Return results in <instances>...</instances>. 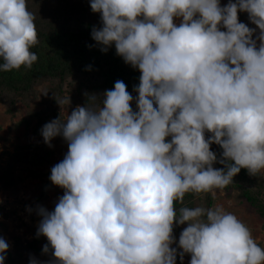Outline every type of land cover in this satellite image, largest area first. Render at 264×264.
Here are the masks:
<instances>
[{
    "label": "clouds",
    "instance_id": "9594fccd",
    "mask_svg": "<svg viewBox=\"0 0 264 264\" xmlns=\"http://www.w3.org/2000/svg\"><path fill=\"white\" fill-rule=\"evenodd\" d=\"M90 7L100 14L91 32L100 50L114 46L141 73L138 110L118 80L102 100L90 95L87 106L42 127L49 147L56 137L68 146L49 177L64 194L52 211L36 210L37 237L49 242L43 253L50 245L58 264H177V257L184 264L185 254L188 264H264V248L233 213L176 207L188 193L214 199L242 168L264 172V0L223 7L219 0H90ZM38 42L27 0H0V71L30 69ZM55 99L62 111L71 104ZM185 223L173 247V226ZM7 250L0 238V264Z\"/></svg>",
    "mask_w": 264,
    "mask_h": 264
},
{
    "label": "trees",
    "instance_id": "16d2710c",
    "mask_svg": "<svg viewBox=\"0 0 264 264\" xmlns=\"http://www.w3.org/2000/svg\"><path fill=\"white\" fill-rule=\"evenodd\" d=\"M219 2L221 7L228 3L223 0ZM27 4L35 17L39 42L31 50L37 54L38 59L30 69L22 66L18 70L0 71V103L5 105L9 115L14 116L18 103L30 106L38 98L37 87L42 84H46L48 99L41 101V109H30L16 123L18 127L29 128L35 123V132L40 133L42 127L53 119L60 116L65 119L55 95L60 99L69 97L72 104L70 109L87 106L90 95L94 94L98 100H102L103 93L112 89L118 80L126 85V90L133 96L130 105L133 111L138 110L135 103L138 93L133 89L139 85L141 73L126 64L116 54L114 46L107 52H102L92 39V28L101 27V20L100 14L91 10L90 0H27ZM209 135L211 133L206 138ZM170 139L171 137H167L166 141ZM210 150L220 157L222 149L218 145H210ZM51 155L52 151L45 143L18 146L10 154L7 165L0 164V188H6L10 183L15 184L14 174L18 164L28 162L40 166L49 163ZM213 167L223 168L224 165L216 163ZM32 175L50 176L51 171L45 174L32 172ZM52 186L54 184L51 180H46L42 185V196ZM224 190L228 193L238 191L242 200L263 220L264 230V174L250 176L248 170L242 168ZM202 194L205 203L203 207H212L214 199L211 194L188 193L183 205H176L177 209L182 206L195 207L196 198ZM24 225L28 226L27 223ZM173 228L179 230L180 225L174 224ZM31 229L32 239H24L19 235L13 238V248L7 250L4 264H29L33 257L41 264H58L52 256L50 245L47 254L42 251L43 246L49 243L47 238L43 235L37 237V229Z\"/></svg>",
    "mask_w": 264,
    "mask_h": 264
},
{
    "label": "rangeland",
    "instance_id": "374dc122",
    "mask_svg": "<svg viewBox=\"0 0 264 264\" xmlns=\"http://www.w3.org/2000/svg\"><path fill=\"white\" fill-rule=\"evenodd\" d=\"M223 2L227 3L229 0H223ZM180 19L174 17V23L179 24ZM238 20L245 23L249 28H255V35L259 34L257 26L250 22L248 13L238 11ZM221 29L222 31H226L223 27ZM258 44L259 41H257V46ZM37 90L38 98L30 106H26L23 102L18 103L14 116L9 115L5 105L0 103L1 165H7L10 154L14 153L18 146L44 143L41 132H35V123L29 128L25 126L18 127L16 125L30 109H41L43 107L41 101L48 99L46 84L38 86ZM71 105L65 104L63 111L59 106V110L65 119L72 110L70 109ZM208 134L210 133L206 132L205 136ZM51 144L53 145L52 147L48 146V149L52 151L49 163L40 166L31 165L28 162L18 164L14 174L15 184L10 183L6 188H0V238L5 240L9 250L13 248V238L15 236L19 235L24 239H32L33 230L31 227L38 229L39 222L42 219L37 214V207L43 206L48 211H52L58 198L64 194V189L54 185L47 190L45 196H42V185H44L50 176L39 177L32 175V172L48 173L55 164L64 158L68 150L67 142L62 137H56L51 141ZM262 173L264 174V172ZM204 205L202 194L196 198L195 207H203ZM216 206H221L225 211L236 215L249 228L256 243L264 248L263 220L249 207L247 202L242 200L238 191L228 193L226 190L222 192L217 190L212 207ZM29 209H32V211H29ZM24 223H27L28 226L24 225ZM185 227H187V223L180 225L179 230L173 228V236L177 241V244L172 245L173 247H178L179 236ZM189 260L190 255L185 254L184 264H188ZM177 264H180L179 257H177Z\"/></svg>",
    "mask_w": 264,
    "mask_h": 264
}]
</instances>
